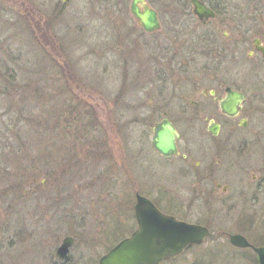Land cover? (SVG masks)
Here are the masks:
<instances>
[{"label":"rangeland","instance_id":"374dc122","mask_svg":"<svg viewBox=\"0 0 264 264\" xmlns=\"http://www.w3.org/2000/svg\"><path fill=\"white\" fill-rule=\"evenodd\" d=\"M147 2L161 20L191 8L179 0ZM129 5L0 0V264H33L31 247L39 240L33 233L46 229L54 244L66 234L78 237L71 251L75 264H97L115 240L114 222L129 220L135 192H148L161 204L189 197L186 187L177 186L176 158L166 164L155 158L150 130L156 118L145 121L158 108L179 115L173 101L166 105V91L160 95L149 81L151 52L141 49L165 31L146 35ZM6 68L13 74L7 82ZM66 101L92 108L94 122L83 138ZM66 110L67 123L61 115ZM41 253L38 264L44 263ZM254 260L250 248L233 247L226 234L212 229L206 241L162 264Z\"/></svg>","mask_w":264,"mask_h":264},{"label":"flooded vegetation","instance_id":"af4514ba","mask_svg":"<svg viewBox=\"0 0 264 264\" xmlns=\"http://www.w3.org/2000/svg\"><path fill=\"white\" fill-rule=\"evenodd\" d=\"M187 1L188 14L181 10V16L160 18L158 30L151 33L141 28L151 36L165 31L161 39L143 41L141 49L151 52L148 67L154 75L149 81L157 84L160 95L166 91V105L173 101L179 114L175 119L158 108L155 116H145L147 125L154 117L157 120L150 130L152 136L163 120L170 122L176 134L172 155L156 151L152 137L151 146L155 158L164 163L176 158L172 165L180 181L177 186L186 187L189 197L161 204L148 192H135L129 220L114 222L115 240L101 256L137 229V195L148 199L159 213L207 228L205 241L215 229L228 240L230 234H240L251 244V238L264 243V224L257 223L264 219V0H198L213 12L208 18L194 14L191 0ZM161 197L167 198L164 193ZM46 230L33 233V240L41 238L31 247L33 264H38L42 251V264H75L71 251L78 237L66 234L54 244ZM21 234L18 231L17 237ZM78 258L83 262L81 255Z\"/></svg>","mask_w":264,"mask_h":264},{"label":"water","instance_id":"95a60500","mask_svg":"<svg viewBox=\"0 0 264 264\" xmlns=\"http://www.w3.org/2000/svg\"><path fill=\"white\" fill-rule=\"evenodd\" d=\"M68 2V0H62ZM193 12L199 18L213 16L198 0H191ZM130 13L145 32L156 31L159 26L157 11L146 0H131ZM175 130L167 120L153 129L152 145L160 154L169 156L176 152ZM135 213L138 227L129 237L119 241L109 252L101 256L100 264H159L172 259L194 244H200L208 236L207 228L180 222L174 217L159 213L148 199L137 195ZM230 242L238 247L250 246L257 264H264V246H252L242 235L233 234ZM67 247V243L62 246Z\"/></svg>","mask_w":264,"mask_h":264},{"label":"trees","instance_id":"16d2710c","mask_svg":"<svg viewBox=\"0 0 264 264\" xmlns=\"http://www.w3.org/2000/svg\"><path fill=\"white\" fill-rule=\"evenodd\" d=\"M187 2H188L187 0H183L184 4H182L181 6L186 5ZM103 3L110 5V6H113V7H115V6L119 7V5H120L119 9H121V8L123 9L124 8L123 6H125V0H103ZM171 15L173 17L179 16L176 13H173ZM12 75H13L12 73H9V68H6L5 71L2 73V76H3V78H5L6 82H7V80H11L13 78ZM66 106L72 108L71 111H72V114H74V117L72 116V118L78 122L77 124H75V131H76V133H80V138H83L82 136L84 135V133H87V131L90 130V127H91V125H93V122H94L92 115L90 113V111L92 110L91 106H89L87 103H85L83 101L82 102L77 101L76 103H73V104L71 102L66 101ZM73 108H74V110H73ZM61 115L65 119V123L69 122L67 115H70V113L67 110H66L65 114L61 113ZM94 128L96 129L97 126H95ZM68 129L69 128L66 127V130H68ZM62 131H64V128ZM27 177H29V176H27ZM255 263H256V261H255Z\"/></svg>","mask_w":264,"mask_h":264}]
</instances>
